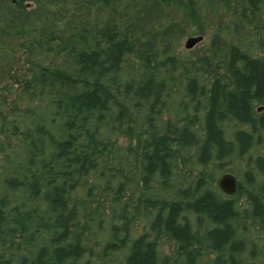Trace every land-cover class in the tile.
Segmentation results:
<instances>
[{
    "label": "rangeland",
    "instance_id": "rangeland-1",
    "mask_svg": "<svg viewBox=\"0 0 264 264\" xmlns=\"http://www.w3.org/2000/svg\"><path fill=\"white\" fill-rule=\"evenodd\" d=\"M24 4L27 18L37 24L53 27L68 16L89 28L121 32L143 59L159 55V68L146 73L138 65L137 50L128 48L127 62L118 68L105 65L102 69L108 72L95 80L96 85L112 93L120 87L123 92L126 85L133 92L137 86L132 89V82L140 79L139 74L164 80L157 89L164 108L158 124L163 148L142 156L121 136L104 163L90 152L75 154L69 166L56 173L61 197L49 210L57 225L53 248L42 250L27 264H133L140 255L144 264H264L257 260L264 246V88H249L244 116L232 111L224 97L227 91L241 92L237 80L249 74L251 61L264 62V0L207 4L200 11L211 28L201 34L193 33L185 13L168 1L24 0ZM10 7L9 0H0V19ZM198 35L202 39L187 48L186 39ZM230 42L235 43L232 49ZM8 43L6 30H0V58ZM167 55L175 60L164 61ZM204 57L212 66L204 84L178 98L182 82L193 79L186 71L189 60L200 63ZM11 61L0 71V102L5 108L38 78L27 66L29 51L16 49ZM112 75L116 81L110 82ZM148 97L152 98L146 95L142 100ZM171 146L180 152L176 166L169 163ZM224 173L234 175L235 189L217 197L214 192ZM62 178L83 184L66 187ZM124 179L126 195L135 192L131 223L112 225L110 241L100 247L101 234L91 224L110 227L105 223L106 218L112 222L107 217L110 198Z\"/></svg>",
    "mask_w": 264,
    "mask_h": 264
},
{
    "label": "trees",
    "instance_id": "trees-1",
    "mask_svg": "<svg viewBox=\"0 0 264 264\" xmlns=\"http://www.w3.org/2000/svg\"><path fill=\"white\" fill-rule=\"evenodd\" d=\"M161 1L182 10L194 26L192 32L201 34L211 28L202 16V8L218 0ZM9 2L11 7L0 19V30H6L10 38V43L3 46L0 71L6 69L16 49H20L31 53L27 66L38 78L36 85L25 87V95L13 100L10 107L5 108L0 102V264H27L42 250L53 248L57 225L49 210L61 197L57 183L61 179L56 173L65 170L75 154L90 152L99 164L104 163L114 154L121 136L142 156L163 148L158 124L163 119L164 108L157 89L164 80L160 83L153 74H139L140 79L132 82V89L137 86L133 92L126 85L118 93L96 85L95 80H102L108 72L102 69L105 65L118 68L127 62L125 50L132 48L129 46L132 42L119 31L109 34L68 16L53 27L37 24L27 18L24 0ZM119 38L124 40L118 42ZM228 46L232 49L235 43L230 42ZM134 53L139 54L138 65L146 73L159 68L157 52L145 59L138 50ZM173 60V55L164 59ZM211 68L207 57L200 63L189 60L186 71L193 79L182 82L176 91L178 98L202 86ZM248 70L247 76L237 80L240 93L224 92L230 109L242 116L247 113L249 88L252 85L264 88V62L251 61ZM112 81H116V76H111ZM38 87L41 90L36 92ZM146 95L152 98L142 100ZM167 153L170 165H178L179 150L171 146ZM62 180L66 187L74 182L83 184L80 180ZM127 191L125 179L115 187L107 216L112 222L109 218L105 221L110 227L91 224V229L101 234L100 247L110 241L112 225L131 223L130 205L135 192L128 196ZM214 195H222L219 187ZM144 262L140 255L133 264Z\"/></svg>",
    "mask_w": 264,
    "mask_h": 264
},
{
    "label": "water",
    "instance_id": "water-1",
    "mask_svg": "<svg viewBox=\"0 0 264 264\" xmlns=\"http://www.w3.org/2000/svg\"><path fill=\"white\" fill-rule=\"evenodd\" d=\"M202 39V35L190 36L186 39L185 46L192 47L196 42ZM218 186L225 194H231L235 189V177L231 173H224L218 180Z\"/></svg>",
    "mask_w": 264,
    "mask_h": 264
},
{
    "label": "flooded vegetation",
    "instance_id": "flooded-vegetation-1",
    "mask_svg": "<svg viewBox=\"0 0 264 264\" xmlns=\"http://www.w3.org/2000/svg\"><path fill=\"white\" fill-rule=\"evenodd\" d=\"M235 185H236V180H235ZM219 189H220V188H219ZM220 190H221V189H220ZM221 192H222V191H221ZM223 193H224V192H223ZM224 194H225V193H224ZM262 252H263V253H262V254L258 257V259H257L258 261H259V260L264 261V246H263Z\"/></svg>",
    "mask_w": 264,
    "mask_h": 264
}]
</instances>
